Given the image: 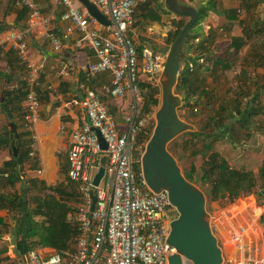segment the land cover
I'll return each instance as SVG.
<instances>
[{"label":"built area","instance_id":"built-area-1","mask_svg":"<svg viewBox=\"0 0 264 264\" xmlns=\"http://www.w3.org/2000/svg\"><path fill=\"white\" fill-rule=\"evenodd\" d=\"M90 1L110 24L99 23L84 6H76L74 0H57L63 8L60 19L68 23L64 36L76 31L75 47H90L93 50L95 60L85 69L86 79L93 80L101 73H109L111 87L104 86V90L116 100L130 97L131 104L123 114L120 127L94 90L84 84L79 87L83 99L78 96L69 102L78 110L79 126L67 137V175L78 186L79 204L75 211L67 212L68 221L77 226L78 237L75 252L66 264H169L168 257L176 250L166 242L170 221L165 218V213L173 208L165 191L154 193L147 187L141 170H134V165L140 166V157L133 158L138 136L147 135L149 125L155 123L152 112L136 119L140 96L136 84L138 73L142 72L154 86L159 85L164 55L143 51L142 66H139L135 42L128 35L136 10L146 0ZM14 4L27 9L30 19L42 22L43 35L55 51L62 49L61 38L41 17L37 0H14ZM9 39L19 59L26 64L23 78L27 88L25 121L31 129L32 123L40 118L41 103L36 88L41 65L28 59L22 32L9 33ZM68 70V65L62 64L60 75L67 77ZM91 128L97 129L104 139L107 145L105 151L101 150ZM102 155L106 156L104 174L98 186L94 187L92 181ZM92 169L96 172L91 173ZM92 191L96 196L93 210ZM11 235H5L3 241L14 251L13 264H63L61 256L55 252L47 255L38 251L19 254ZM245 236V227L232 232L231 240L236 250L248 252L227 264H264V256L260 255L259 249L243 244Z\"/></svg>","mask_w":264,"mask_h":264},{"label":"trees","instance_id":"trees-1","mask_svg":"<svg viewBox=\"0 0 264 264\" xmlns=\"http://www.w3.org/2000/svg\"><path fill=\"white\" fill-rule=\"evenodd\" d=\"M188 1L193 2L194 0ZM263 2L264 0H239L240 7L247 18L245 21L249 24L242 29L243 33L241 36H235L230 39L227 50L222 55H219L214 53L217 50V46L215 45L213 30L210 29L208 32L204 30L200 34L191 32L192 27L199 25L211 12L218 15L223 13L226 15L227 20L233 21L238 11L222 7L220 8L221 11H218L213 1L207 0L206 3H203L202 0H199L198 7H196L199 16L185 39V47L182 50L181 57L183 65L174 88V93L182 99L180 109L186 110L189 108L190 112H193V110L197 111V106L209 107L212 104L209 102L211 97L204 87V79L202 80V77H200L202 70L210 71L220 68L222 72L229 71L234 67V58L247 46L246 44L249 41L257 40L255 43H259L264 47V39H254L256 35L264 34V17L256 18L254 16L257 6ZM138 10L140 19L146 23L156 25L163 24L164 15L172 14L167 10L164 0H146L145 3L138 7ZM245 21L242 20L239 23L243 25L246 23ZM186 22L184 17L170 20L165 40L167 45L173 43ZM12 51L16 55L15 63H18L26 71V64L19 59L15 50L12 49ZM12 51H9L7 55H12ZM136 52L139 66H142V47H136ZM204 56L206 61H211V69L206 67L205 63H202ZM253 57L257 61V66H261L264 69V54L260 55L257 53ZM142 74V72H139L136 80V84L140 89V96L137 99L136 119H141L147 113L153 112L160 104L159 85L154 86L151 82L141 78ZM239 74L245 78L248 76V71L240 67ZM3 75L6 88L4 101L0 106L7 115L11 114L12 118L10 121H14L16 125L18 139L14 141V144L18 149V154L16 157L12 155L9 161L4 162L0 166V210L7 209L12 213L14 226L11 228V234L19 254L51 248L61 256L63 264H66L75 252L78 237L76 224L67 219V212L75 211L78 208V186L68 178L67 161L60 170V175L64 176L63 180L54 186H48L39 175H28L31 172H39L40 165L38 158L34 154L31 155L33 153V139L30 136L31 129L25 121L27 112L24 103L27 88L25 81L22 80L16 89H9L8 86L12 79L11 69ZM102 75H105V73H101L93 80H87L83 74L82 84L94 90L106 107L108 114L121 127L123 114L115 104V99L104 90V86L111 87L112 77H103ZM240 88L243 89L240 85L238 91L243 92ZM36 90L40 103L42 101L50 102V92L41 89L39 81ZM77 97L78 95H74L73 98ZM263 97L264 92L263 94L255 95L251 100L260 101ZM260 110L261 112L263 111L261 107L254 109L253 105L249 103L241 105L238 101L234 107L222 104L214 115H208L206 119H202L203 132L188 131L184 133L188 134L190 139L184 141L183 153L179 155L180 159L189 165L183 176L190 183L198 185L207 191L206 196H208L210 201L224 204L222 201H232L240 192L245 194L257 192L261 194L260 191L258 192V188H264V164L256 172L245 169L243 166L234 167L229 164L227 158L215 150V143L220 139H226L233 149L240 147L239 137L235 136V134H240L242 130H245V137L250 142L252 139V133L249 130L250 123H252L251 119ZM233 122H237L236 124L239 127L236 130H234L235 128L230 129ZM153 127L154 124L149 125L147 135L140 134L138 136L133 153L134 159H139L140 155L138 152H142L144 144L152 134ZM262 128L264 130V127ZM7 134L10 136L9 131H7ZM193 139L201 140L203 150L196 149ZM139 146L142 148L137 149ZM187 149H192L189 154H187ZM168 151L171 153L169 149ZM202 153L206 155V161L199 169H196L193 164V158ZM134 170L140 171L139 164L134 165ZM18 183L19 187L16 186ZM243 202L236 204L232 209H241L244 206ZM72 203L77 205L71 207ZM9 229L10 226L0 218V233L2 231L7 232ZM6 262L13 264L9 258H7Z\"/></svg>","mask_w":264,"mask_h":264},{"label":"crops","instance_id":"crops-1","mask_svg":"<svg viewBox=\"0 0 264 264\" xmlns=\"http://www.w3.org/2000/svg\"><path fill=\"white\" fill-rule=\"evenodd\" d=\"M74 1L76 6L82 7L78 0ZM37 3L40 7L41 17L48 21L55 35L61 38L63 47L59 51L53 49L51 43L43 35L42 22L30 19L27 9L16 7L14 0H0V104L4 101V99L1 101V98L3 90L6 88L3 74L11 69L12 79L8 86L11 90L16 89L25 76L23 67L15 63L16 55L12 51V41L9 39V33L22 32L27 45L28 59L41 65L39 85L41 89H45L51 94L50 102H41L40 118L32 123L30 136L34 141L33 149L41 166L42 171L39 172L45 174L47 180L48 177L52 180L53 173L55 176L60 174L61 168L66 164V156L63 160L61 150L64 149L67 155L68 134L79 126L78 110L70 106L69 101L74 95L80 96L79 87L82 84L83 74H85L87 65L94 62L95 58L90 47H75V41L78 38L76 31L64 36L68 23L60 19L63 8L58 5L57 0H37ZM153 25L152 28H145V31H141L133 25L128 31V35L133 38L135 46L143 47V51H152L153 54L162 53L164 47L159 45L160 42L155 36V34L160 35L159 28L156 24ZM157 46H159L158 50H154ZM9 51H12L13 54L7 55ZM62 64L68 65L69 74L67 77L60 75ZM102 76L109 77L111 75L105 73ZM141 78L146 80L144 74ZM114 101L122 114L131 104V98L128 96L123 100L115 99ZM10 122V118L0 106V166L9 161L13 155L12 138L7 134ZM64 139H66L65 142ZM252 155H257L260 159L263 158L261 151L258 153L252 151L249 153V157ZM16 186L19 187V183ZM243 194L245 193L240 192L218 212L219 218L217 219H223V225L211 224L217 242L219 245L221 244L225 264L242 258L248 252L236 250L235 243L232 242L231 236H228V227L234 230L245 227L246 236L243 244L250 248L258 247L259 251L262 247L263 252L260 255L264 256V188L260 194L261 203L255 202L252 196ZM247 199L252 200L251 206L229 211L230 208ZM0 218L10 226L7 232L0 233L1 264H9L6 262L7 258L12 260L14 251L3 241V237L7 234L11 235V228L14 226L12 213L7 209H1ZM227 239L228 245L230 243L229 246L225 243ZM38 252L47 255L54 250L45 248Z\"/></svg>","mask_w":264,"mask_h":264},{"label":"water","instance_id":"water-1","mask_svg":"<svg viewBox=\"0 0 264 264\" xmlns=\"http://www.w3.org/2000/svg\"><path fill=\"white\" fill-rule=\"evenodd\" d=\"M89 14L99 23L108 26L110 21L100 13L90 0H78ZM169 12L178 17L187 18V22L174 39L170 46L162 49L164 63L159 76L160 104L154 114V127L152 134L146 142L140 156V170L147 187L154 193L165 191L170 206L176 211V217L168 224V235L166 242L173 247L175 254L168 257L169 264H223L224 257L222 249L218 246L205 209L206 199L203 192L190 183L183 176L175 158L168 151V145L179 135L193 131V127L182 121L177 113L181 106V97L174 93L177 78L180 71L182 50L185 47V39L189 30L198 19L197 10L187 4H180L179 0H164ZM2 93L1 101L4 99ZM83 99V96H79ZM11 119V114H8ZM12 140V152L16 157L18 149L15 140L18 139L14 121L9 125ZM95 132L100 148L105 151L107 145ZM106 156L102 155L99 168L93 178L92 184L98 186L104 174ZM92 205L94 209L96 196L91 192Z\"/></svg>","mask_w":264,"mask_h":264},{"label":"rangeland","instance_id":"rangeland-1","mask_svg":"<svg viewBox=\"0 0 264 264\" xmlns=\"http://www.w3.org/2000/svg\"><path fill=\"white\" fill-rule=\"evenodd\" d=\"M203 3H206L207 0H202ZM209 1V0H208ZM215 3V8L218 11H221L220 8L224 9H235V19L233 21H229L226 18V15L223 13L221 15L215 14L214 12H211L207 15V17L199 24L194 27H192L191 32L195 33H203L205 31H209L210 29L213 30V33L215 34V45L217 46V50L214 51V53H217L219 55H222L226 50L227 46L230 43V39L233 37L241 36L243 31L242 29L244 27L248 26V22L245 21L247 18L245 16V12L242 11L239 0H211ZM179 3L187 4L196 9L198 7L199 0H194L193 2H189L188 0H179ZM222 5V6H220ZM219 7V8H218ZM139 10H136L135 16H134V27H138L139 30L145 31V28L154 26L153 24H149L144 22L142 19L138 16ZM174 14L164 15L163 16V24L157 25L159 28V33L155 34L157 39L160 42V46L166 47L170 46L165 43L166 36H167V30H169V24L170 20L176 19L178 16H175ZM254 16L257 18H263L264 17V2L257 6L256 11L254 12ZM188 19L185 18V21ZM245 21L243 25H241L240 21ZM161 35H164L163 37ZM254 39H264V34H258L254 37ZM257 41V40H256ZM253 42H247V46H245L239 54L234 58V64L233 68H231L227 72H222L220 68H217L216 70H202L200 73V77H202V80L204 79V87L207 89L208 95L211 97L209 101L212 103L211 105L204 107L197 106V111L193 110V112H190V109H180V107L177 109V113L179 118L184 121L185 123L191 125L193 127V131H200L203 132L202 129V119H206L208 115L212 116L216 113V111L220 108V105H228L230 107H234L237 104V101L241 103V105L245 103H249L254 106V109H257L258 107L262 108V112H260L253 116L250 123V133H252V139L250 142H248V139L245 137V130L241 131L240 134L236 135L239 137L240 140V147H236L233 149L231 144H229L226 139H220L215 143V150H217L223 157L227 158L229 164L234 167H241L243 166L245 169H250L251 171L256 172L258 168L264 164V130L262 127H264V98H262L260 101L258 100H251L255 95H258L259 93L264 92V69L261 66H257V61L254 59V54H264V47H262L259 43ZM137 47V46H136ZM159 46H157L154 50H158ZM143 49V47H142ZM151 49V48H150ZM149 49V50H150ZM153 50V51H154ZM151 53H154L151 51ZM160 53V52H157ZM182 61V58H181ZM180 61V69L183 65V63ZM202 63H205L206 67L212 68L211 61H206L204 56V61ZM240 67H243L247 69L248 76L243 77L239 74ZM242 86L243 89L240 88V90L243 92L238 91V87ZM238 91V93H237ZM258 92V93H257ZM180 97V96H179ZM251 100V101H249ZM182 105V100H181ZM201 109V110H200ZM157 109H154L152 114L156 112ZM237 122H233L231 124L230 129L236 130L239 128L236 124ZM190 136L188 134H181L177 138H175L169 145L168 149L171 151V155L175 158L178 166L181 169L182 174L188 169L187 163H184L179 155L183 153V143L186 140H189ZM66 139H64L65 142ZM193 143L196 146V149H202L203 147L202 142L200 139H193ZM34 142V141H33ZM192 149H187V154ZM262 152L263 158L260 159L257 155H252L249 157V153L251 152ZM32 152L34 156H36L35 151L32 147ZM139 155H141V152H138ZM61 155L63 160L65 159L66 152L64 149L61 150ZM206 161V155L202 153L201 155H196L195 158H193V164L196 169H199V167L205 163ZM41 166H40V170ZM96 172V169H92L91 173ZM28 175H39L41 176L46 184L48 186H54L58 182H61L64 178V176L60 175L59 173L55 176L53 173L52 180L46 179L45 174L43 175L42 172H31L28 173ZM51 177V176H50ZM198 187L204 194L206 203H205V209L209 216V222L210 225L214 223L224 224L223 219H217L218 212L222 210L223 207H225L229 201L224 200L222 203L218 202H212L208 199V196H206V192L204 189H202L200 186L195 185ZM262 192L261 188H258V192ZM244 196L250 195L254 198L255 202L261 203V197L260 193L253 192L250 194H243ZM251 199L244 200V208L245 206L250 205L251 206ZM77 204H73L71 207H75ZM233 210L232 208L229 209ZM176 211L174 209H170L166 211L165 218L169 221L173 220L176 217ZM212 228V227H211ZM213 229V228H212ZM236 230V229H235ZM233 228L227 229L228 236H231L232 232L235 231ZM225 243L228 245V239L225 241ZM230 245V243H229ZM228 245V246H229ZM218 246L221 248V244ZM258 249V247H257ZM259 253H262V247Z\"/></svg>","mask_w":264,"mask_h":264}]
</instances>
